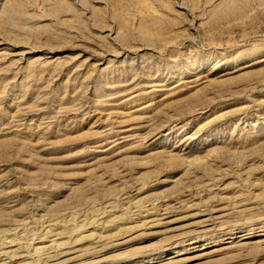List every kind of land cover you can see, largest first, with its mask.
Returning <instances> with one entry per match:
<instances>
[{
    "label": "rangeland",
    "instance_id": "1",
    "mask_svg": "<svg viewBox=\"0 0 264 264\" xmlns=\"http://www.w3.org/2000/svg\"><path fill=\"white\" fill-rule=\"evenodd\" d=\"M0 264H264V0H0Z\"/></svg>",
    "mask_w": 264,
    "mask_h": 264
}]
</instances>
